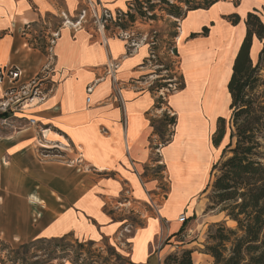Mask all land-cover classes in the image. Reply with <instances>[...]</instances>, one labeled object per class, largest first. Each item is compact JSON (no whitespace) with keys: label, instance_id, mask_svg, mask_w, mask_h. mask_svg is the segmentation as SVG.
I'll use <instances>...</instances> for the list:
<instances>
[{"label":"crops","instance_id":"obj_1","mask_svg":"<svg viewBox=\"0 0 264 264\" xmlns=\"http://www.w3.org/2000/svg\"><path fill=\"white\" fill-rule=\"evenodd\" d=\"M221 1L179 20V68L185 47L215 37L213 25L204 33L210 20L202 14ZM97 2L108 11L126 5V0H0V67L20 71L15 84L5 78L0 83V111L8 115L7 127L0 129V240L98 243L123 235L132 227L126 217H134L140 224L134 223L127 245L129 261L162 264L170 253H162L163 245L179 230L177 217L205 186L211 165L196 191H179L186 172L172 169L178 112L171 99L185 89L184 73L180 89L169 92L164 79L155 87L147 29L107 32L92 15ZM244 16V29L233 39L229 76L245 34ZM256 42L258 52L263 41H253L251 58ZM13 85L16 91L4 97ZM22 89L26 98L14 101ZM219 116L213 123L206 118V144L215 149L211 136Z\"/></svg>","mask_w":264,"mask_h":264},{"label":"rangeland","instance_id":"obj_2","mask_svg":"<svg viewBox=\"0 0 264 264\" xmlns=\"http://www.w3.org/2000/svg\"><path fill=\"white\" fill-rule=\"evenodd\" d=\"M166 1L167 3H162L160 0H149L148 2L146 0H129L126 1L124 8L113 11H108L97 2V14L92 13V15L97 18V23H102L103 28L107 32L126 35V30L134 26L145 27L147 29V39H150L152 42V57H150L151 69L154 70V75L150 79H153L152 81H154L153 84L155 87H160L163 83L162 79H164V84H166V89L169 92L180 89L183 86L181 70L184 73L186 87L181 93L176 94L171 99L172 104L178 112V123L176 126L175 143L170 151V156L173 171L182 173L185 170L186 172V176L180 178L178 186L183 189L179 191H188L189 193L198 189V179L202 176V173L204 174L206 164L212 166L220 158L222 149L230 140L229 133L231 131V125L229 122V111L227 109L228 98L225 86L223 89V100L218 108L205 109V101L207 98L205 99L206 95L203 92H201L198 99L195 97L192 103L189 100L188 89L189 87H195L198 79H195L194 76L190 77L191 70L188 66L192 61L191 58L188 61L187 57L193 55L191 53L194 48L204 44L199 42L195 44V47H185V56L179 68V59L176 51L178 46L181 47V50L183 47L181 40L177 38L180 18L174 15L176 11L171 8V5L180 7L181 13L188 6L184 3L185 0ZM251 10L259 15L264 22V0H224L217 4L210 13L202 14L203 17H207L206 20H210V23L205 26L206 30H203L204 33L212 25L214 28H217L214 33L215 37L208 40L206 44H208V52L210 54V67L219 65V57H223V61L226 62L223 69L219 72V74L224 75L225 81L230 73L229 64L234 45L233 39L238 37L240 32L243 31L244 25L242 18L245 12ZM141 12H144L143 15L140 14ZM129 15L133 16L132 20ZM194 18L195 14L193 13L189 19L191 21ZM38 40H40L39 36L36 38V41ZM262 41L264 42V38ZM258 47L259 43H254L252 49L253 60H255ZM203 53L200 52L199 56ZM260 67L261 75H264V57L261 59ZM208 74L210 75V73ZM162 76L165 77L161 78ZM186 103L189 106L188 110H185L184 107ZM217 115L224 117L226 135L218 149H215L212 146L208 147L206 144V118L208 117L210 122L213 123ZM7 118L8 115L0 111V129L7 127ZM172 127L173 124L171 125V130ZM233 141L234 139H232ZM180 157L183 160H180ZM192 176L197 179L191 181L190 178ZM212 179L213 175L209 171L205 186L200 192L195 194L187 210L185 209L183 211L187 217L186 221L178 225L179 230L166 239L162 253L167 251L172 253L180 249H191V258L194 264H211L213 262L211 256L204 253L206 245L211 243L209 234L214 229H211L213 223L222 222L226 227L230 228H233L235 224L225 217L224 213L218 212V207L208 209L207 206L210 204L209 184ZM186 182L189 184L188 186H186ZM170 187H172V184H170ZM126 219V222H131L132 227H128V229L125 227L123 235L118 233L112 240L104 239L103 242L98 243L78 240L92 242L89 249L90 253L92 252L95 255L94 264H131L127 245L131 240V236L134 234V223L140 224V222L134 217H126ZM38 240L40 239L22 244L0 240V262L5 264H88L90 260L89 253H85L86 250H82L78 259L76 258L77 249L74 245L72 246L76 240L74 238L64 239L62 241L64 247L62 249L59 248L57 253L51 252V247L47 244L41 245L40 249H37V245L32 246ZM23 244H26L27 247L21 249L18 253L1 249L3 246H7L14 250ZM65 244L67 245L66 247Z\"/></svg>","mask_w":264,"mask_h":264},{"label":"trees","instance_id":"obj_3","mask_svg":"<svg viewBox=\"0 0 264 264\" xmlns=\"http://www.w3.org/2000/svg\"><path fill=\"white\" fill-rule=\"evenodd\" d=\"M160 1L167 3L166 0ZM218 1L185 0L188 7L182 13L178 6L171 5V8L176 11L174 15L181 19L187 11L207 9ZM129 17L133 19L132 15ZM244 24L245 34L234 56L226 84L230 140L222 149L220 158L211 166L213 179L209 184L210 204L207 206L208 209L218 207V212L224 213L235 226L230 228L222 222L213 223L211 229H214L209 234L211 243L204 251L213 259L211 264H264V75L260 72V62L264 57V23L255 12L250 11L244 16ZM254 40L262 42L255 60L250 56ZM169 122L174 124L175 118L171 117ZM224 122L222 116L216 119L211 136L215 147L220 146L226 135ZM64 239H40L32 246L37 245L40 249L41 245L47 244L51 252L57 253L59 248L64 247ZM73 245L77 249V259L82 250H86L85 253L90 255L88 264L95 263V255L89 249L92 242L75 240ZM25 247L26 244L14 250L7 246L1 249L18 253ZM191 253V249L169 253L162 264H194Z\"/></svg>","mask_w":264,"mask_h":264},{"label":"bare ground","instance_id":"obj_4","mask_svg":"<svg viewBox=\"0 0 264 264\" xmlns=\"http://www.w3.org/2000/svg\"><path fill=\"white\" fill-rule=\"evenodd\" d=\"M199 49L201 50L198 51ZM194 50H197V52ZM194 50L191 53L193 55H189L187 60L189 61L191 58L192 61L188 66L191 70V76L190 74L189 76H194L195 79H198V82L195 83V87H189V100H191L192 103V100L195 99V97L198 99L201 92H203L206 95L205 99L207 98L205 101V109L209 110L215 107L218 108L223 100V89L225 88L226 82L224 75L219 74V72L223 69L226 62L223 61V57H219V65L210 67L211 61L209 57L210 54L208 52V44L197 46L194 48ZM200 52L204 53L199 56ZM208 73H210V75ZM184 107L185 110L189 109L187 103L184 105Z\"/></svg>","mask_w":264,"mask_h":264},{"label":"built area","instance_id":"obj_5","mask_svg":"<svg viewBox=\"0 0 264 264\" xmlns=\"http://www.w3.org/2000/svg\"><path fill=\"white\" fill-rule=\"evenodd\" d=\"M20 74V71L14 67V66H4V67H0V83L3 82L4 78L8 80V82H10L11 84H15V82L18 79V76ZM42 77V74H38L36 75L29 84V88H31L32 86H36L38 84V81L40 80V78ZM16 85H13L11 87H9L8 89H5L4 91V97L8 94H11L13 91H16ZM23 90V89H22ZM27 95V91H24L18 96V98H15L14 101L16 102H21L26 98ZM17 97V96H16ZM187 217L185 213H181L178 215L177 217V221L180 224H183L186 221Z\"/></svg>","mask_w":264,"mask_h":264}]
</instances>
